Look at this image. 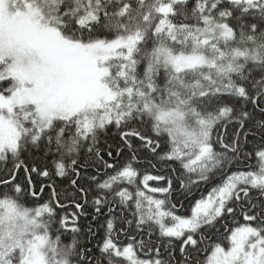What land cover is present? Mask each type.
Listing matches in <instances>:
<instances>
[{"label": "snow or ice", "instance_id": "1", "mask_svg": "<svg viewBox=\"0 0 264 264\" xmlns=\"http://www.w3.org/2000/svg\"><path fill=\"white\" fill-rule=\"evenodd\" d=\"M0 264H264V0H0Z\"/></svg>", "mask_w": 264, "mask_h": 264}, {"label": "trees", "instance_id": "2", "mask_svg": "<svg viewBox=\"0 0 264 264\" xmlns=\"http://www.w3.org/2000/svg\"><path fill=\"white\" fill-rule=\"evenodd\" d=\"M240 167H242V166H240ZM141 171L142 172L148 171V169L142 168ZM153 174H155V173L153 172ZM155 183H157V182H151V184H153V185ZM210 191H211V186H204V187H202V189L199 192H197L196 197L199 198L201 195L206 197ZM189 211H190V204L188 202H185L184 207L180 209V213H182V214L189 213ZM83 222L86 223V221H83Z\"/></svg>", "mask_w": 264, "mask_h": 264}, {"label": "rangeland", "instance_id": "3", "mask_svg": "<svg viewBox=\"0 0 264 264\" xmlns=\"http://www.w3.org/2000/svg\"><path fill=\"white\" fill-rule=\"evenodd\" d=\"M151 182H155V181H150L149 183L151 184Z\"/></svg>", "mask_w": 264, "mask_h": 264}]
</instances>
